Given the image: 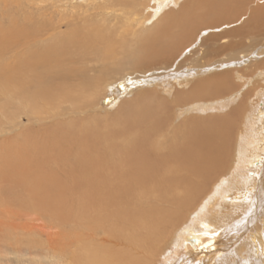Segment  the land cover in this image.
<instances>
[{
  "label": "bare ground",
  "instance_id": "6f19581e",
  "mask_svg": "<svg viewBox=\"0 0 264 264\" xmlns=\"http://www.w3.org/2000/svg\"><path fill=\"white\" fill-rule=\"evenodd\" d=\"M92 1L119 26L0 47V213L34 217L0 224V264H264V40L217 25L237 0ZM170 45L173 65L153 60ZM103 109L123 113L100 125ZM183 116L208 123L176 145Z\"/></svg>",
  "mask_w": 264,
  "mask_h": 264
},
{
  "label": "rangeland",
  "instance_id": "374dc122",
  "mask_svg": "<svg viewBox=\"0 0 264 264\" xmlns=\"http://www.w3.org/2000/svg\"><path fill=\"white\" fill-rule=\"evenodd\" d=\"M129 1H132V0H129ZM136 1H140V0H136ZM193 1L194 0H190V2H193ZM245 1H246V4H245ZM245 1L241 2L240 0H237L236 1L237 6L239 7L236 9V12L232 13L230 11L229 15H225L222 13V15H220L221 21L220 23H217V25H220L222 28L226 27L224 32L230 31L231 32L230 38H234L233 41L239 42L240 45L247 44L246 43L247 41L251 43H255L256 41L258 43H262L264 40V8L259 13H257V15L255 13L256 16L254 17L251 14L252 13L251 10L254 8V12H256L257 7H262L264 5V0H245ZM99 2L100 1L93 2L92 0H86V1H82V0H0V10L1 9L4 10L5 12L1 10L2 13H7L9 15V16L4 15L3 19L0 16V47H38L37 45H40V47H43L44 43H47L48 41H50L51 37H54L55 35H60L63 37V36L68 35L69 33H72V31L75 32V31L83 30L85 32V27H88L89 24L93 25V23L94 25L97 23V24H103L105 26H109V24L111 23V24H115L116 27H118L120 18L117 15V13L111 14L114 17H112L111 15L107 16V14H105V16H100L101 12H104V11L95 10L94 6L99 5L100 4ZM190 2L187 3V5L183 8V12L186 11L185 8L191 4ZM236 2H233V4ZM25 6H27L29 9ZM26 8L28 9V12L30 11L32 16H34L33 22L29 26H26L27 28L25 27L23 29V32L20 35L16 36L13 34L14 30L13 32L12 30H10L12 28L9 24L11 22L10 19L11 17L20 19L21 17L20 10H26ZM175 10H177V7H175ZM179 14L180 13H177L176 15H179ZM188 15H192V14L186 11L185 16L187 17ZM148 23H146V25ZM46 24L47 26L48 25L52 26L50 31H48L47 33H44V32L43 33L41 32L39 34L36 33L37 25L42 26ZM150 24L152 25V23H149L147 26H150ZM213 26H215V24H210V25L206 24L205 27L211 28ZM56 27L58 29L53 30V28H56ZM170 28L173 29L169 31L170 37L177 38L178 40L185 38L184 35L180 33L178 27L171 26ZM25 31L28 33H26ZM147 32L148 30H145L143 34ZM126 34H128L131 38L132 32L127 31ZM197 36L199 37L200 35L197 34ZM72 47H82V45L74 44ZM169 48H172L173 50H167V52L164 53L165 56H163V59L155 58L153 60L159 61V64H162L163 61L166 62V64L170 63L172 61V57L175 55L177 48H173L171 45ZM236 48H237V45H234L233 47H229L230 50L223 52L222 55L223 56L229 55L231 53V50H235ZM212 50L216 51L214 49ZM119 55H120L119 58H123L125 56L124 54H119ZM210 57H213V56L211 55ZM224 58L225 56L221 57L220 59H224ZM215 59L216 58H214V60ZM240 59L241 61L235 62V65L239 64L237 65L239 68L246 67L247 61L243 60V55L240 56ZM170 65H173V63L167 64L166 66H170ZM233 76L236 77L235 73ZM233 82L236 84L237 80L235 79ZM251 87L252 86H249V87L244 86L240 90L243 92L246 89H251ZM101 106L104 108L106 105L102 104ZM122 113H123L122 109H120L119 111L114 110V109H110V110L103 109L101 112L98 113V115H96L95 118L100 125L101 124L106 125V124L115 122ZM172 118L174 119L173 115H172ZM190 118L192 117L187 116L186 118H184L183 116V118L181 119H175L174 121H172L175 128L171 129L173 127L171 126L165 132L164 136H166V138H168L169 140H172L173 144L177 145L178 139L174 138L175 131H180V133L183 131L188 132V129L189 128L192 129V127L194 128L199 127L201 130V129H204L205 125L208 123V121L201 122V123L194 122V120H190ZM22 121H23V124H26L27 122V120L24 119L23 117H22ZM0 126H1L0 144L2 145L3 143L2 140L6 138L2 136L3 135L6 136L8 127L5 126L4 124ZM181 139L182 138L180 136L179 140L181 141ZM9 140H10V136L8 135L7 140L5 141V143H7V146L5 148L6 150H8L10 146L12 145V143ZM166 142H169V141L167 140ZM6 217L4 214L0 213V224L5 223V225L7 224L20 225L24 223H29L30 220L33 221L34 219V217H29V218L21 217L19 219L18 217H15V218L12 217L13 219L11 217L10 219ZM36 224H41V223L36 222ZM49 232L55 233L57 232V230H54V231L51 230Z\"/></svg>",
  "mask_w": 264,
  "mask_h": 264
}]
</instances>
